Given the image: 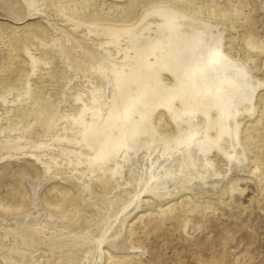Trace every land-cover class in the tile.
Instances as JSON below:
<instances>
[{
    "label": "bare ground",
    "instance_id": "6f19581e",
    "mask_svg": "<svg viewBox=\"0 0 264 264\" xmlns=\"http://www.w3.org/2000/svg\"><path fill=\"white\" fill-rule=\"evenodd\" d=\"M248 213L264 0H0V264H253Z\"/></svg>",
    "mask_w": 264,
    "mask_h": 264
},
{
    "label": "rangeland",
    "instance_id": "374dc122",
    "mask_svg": "<svg viewBox=\"0 0 264 264\" xmlns=\"http://www.w3.org/2000/svg\"><path fill=\"white\" fill-rule=\"evenodd\" d=\"M247 216L251 217V222L256 226L259 236L251 248L254 255L253 264H264V217L259 218L255 213H248Z\"/></svg>",
    "mask_w": 264,
    "mask_h": 264
}]
</instances>
